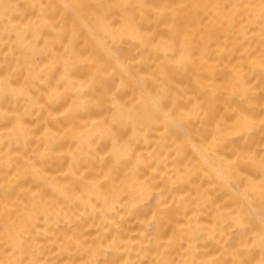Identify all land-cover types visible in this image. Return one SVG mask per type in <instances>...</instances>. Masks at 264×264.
I'll use <instances>...</instances> for the list:
<instances>
[{"label": "bare ground", "instance_id": "obj_1", "mask_svg": "<svg viewBox=\"0 0 264 264\" xmlns=\"http://www.w3.org/2000/svg\"><path fill=\"white\" fill-rule=\"evenodd\" d=\"M260 4L0 0V264H261Z\"/></svg>", "mask_w": 264, "mask_h": 264}, {"label": "snow or ice", "instance_id": "obj_2", "mask_svg": "<svg viewBox=\"0 0 264 264\" xmlns=\"http://www.w3.org/2000/svg\"><path fill=\"white\" fill-rule=\"evenodd\" d=\"M16 7L15 5H4V9L5 12H7V10L9 8H13ZM32 7H39L40 9V19L44 22V24L48 25L51 27L52 31H57V28L55 27L54 23L51 20V17L49 15L48 10L49 9H55L57 7V5L55 4H40V5H32ZM64 8H68L69 5L65 4L63 5ZM82 7V6H81ZM141 8L147 7V5H140ZM167 6H162L158 9H156V20L158 22L159 18L163 15L164 12V8H166ZM260 9H261V24H262V31H264V0H261V4H260ZM171 27L175 28L176 26V21H172ZM40 25H37V30H39ZM72 35H73V42L71 43V51L73 56H77L78 52L77 49L75 47L74 44V40L75 37L77 35L76 33V28L75 25L73 24L72 26ZM115 63L116 67L109 72L107 67H104L103 65H101V67H98L96 69V74L93 75L88 81H87V87L89 89H92L93 91H100V98H97L96 102L102 103V97L105 94L104 93V84H105V80H104V76L105 74H107L108 76H115L117 75V73L120 76V80H121V85L123 86L125 83V78H127V80H134L136 79V75L135 72L132 68H130V66L127 63H124L123 61L120 60V58L118 56H116L115 54L109 52L108 53V63ZM73 61L71 59H66L65 60V75L68 74L71 66H72ZM111 103H112V108H113V119L114 120H122L125 117V105H122L119 103L116 94H112L111 97ZM161 107L160 105V101L159 98L157 99V109L159 110ZM261 124L264 125V120L261 121ZM247 199V197H245ZM261 225L262 228H264V216H262L261 219ZM262 238H264V231H262L261 233ZM7 264H23V262H7ZM93 264H95V262H93ZM233 264H247L246 261H242V260H237L234 261ZM261 264H264V261L261 262Z\"/></svg>", "mask_w": 264, "mask_h": 264}]
</instances>
